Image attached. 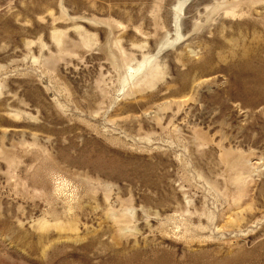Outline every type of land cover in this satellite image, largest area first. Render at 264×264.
<instances>
[{
  "label": "rangeland",
  "instance_id": "obj_1",
  "mask_svg": "<svg viewBox=\"0 0 264 264\" xmlns=\"http://www.w3.org/2000/svg\"><path fill=\"white\" fill-rule=\"evenodd\" d=\"M263 79L264 0H0V264H264Z\"/></svg>",
  "mask_w": 264,
  "mask_h": 264
},
{
  "label": "bare ground",
  "instance_id": "obj_2",
  "mask_svg": "<svg viewBox=\"0 0 264 264\" xmlns=\"http://www.w3.org/2000/svg\"><path fill=\"white\" fill-rule=\"evenodd\" d=\"M183 6H184V2H181L179 5H178V8H177V13L180 11V13L183 11L182 9H183ZM181 16L180 15H178L177 14V16L174 18V24L177 26L176 27V30H178L177 32H179V29L180 28H178L179 27V25H180V18ZM146 63V62H145ZM148 64H150V63H148ZM146 66V65H145ZM245 68L246 69H248L247 71L248 72H250V73H254V74H256V75H254V74H252L253 75V77L254 78H257V77H259L258 76V69L257 68H255V67H253V66H251L249 63H247L246 64V66H245ZM141 69V68H140ZM251 69V70H250ZM139 71H141V70H139ZM143 71H145L144 69H143ZM136 72V71H135ZM142 72V71H141ZM138 74V73H137ZM248 76H250V75H248ZM260 79H262V76L260 77ZM264 80V79H263ZM254 89V88H253ZM30 238V237H29ZM43 242V241H42ZM38 245V244H37ZM42 251V250H41Z\"/></svg>",
  "mask_w": 264,
  "mask_h": 264
}]
</instances>
